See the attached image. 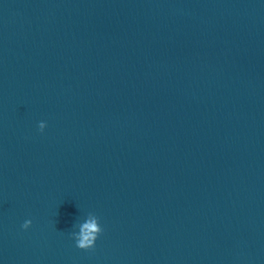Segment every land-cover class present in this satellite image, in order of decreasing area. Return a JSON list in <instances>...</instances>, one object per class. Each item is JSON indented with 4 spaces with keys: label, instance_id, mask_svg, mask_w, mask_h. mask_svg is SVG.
I'll return each mask as SVG.
<instances>
[{
    "label": "water",
    "instance_id": "obj_1",
    "mask_svg": "<svg viewBox=\"0 0 264 264\" xmlns=\"http://www.w3.org/2000/svg\"><path fill=\"white\" fill-rule=\"evenodd\" d=\"M0 264H264V29L233 0H0Z\"/></svg>",
    "mask_w": 264,
    "mask_h": 264
},
{
    "label": "clouds",
    "instance_id": "obj_2",
    "mask_svg": "<svg viewBox=\"0 0 264 264\" xmlns=\"http://www.w3.org/2000/svg\"><path fill=\"white\" fill-rule=\"evenodd\" d=\"M46 127L44 122L39 123L38 128L43 132ZM31 226V221L27 220L22 225L24 230ZM102 234V228L99 225L98 218L89 214L86 222L82 223L79 227V233H73V239L76 241V247L82 251H88L94 248L96 240Z\"/></svg>",
    "mask_w": 264,
    "mask_h": 264
}]
</instances>
